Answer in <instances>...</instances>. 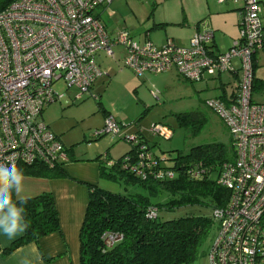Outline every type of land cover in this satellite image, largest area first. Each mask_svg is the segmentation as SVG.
I'll return each mask as SVG.
<instances>
[{
  "label": "built area",
  "instance_id": "built-area-1",
  "mask_svg": "<svg viewBox=\"0 0 264 264\" xmlns=\"http://www.w3.org/2000/svg\"><path fill=\"white\" fill-rule=\"evenodd\" d=\"M228 1L243 2L239 36L218 54L211 48L210 29L196 32L187 46L170 41L163 46L150 41L140 44L125 30L110 36L94 10L112 0L11 2L0 12V165L54 167L68 160L66 147L44 122L43 111L63 97L53 87L59 80L76 88V101L90 91L103 74L96 62L99 52L114 57L113 48L123 46V65L137 76L175 69L185 80L198 82L238 71L233 102L206 101L227 128L235 153L232 161L223 162L215 172V182L227 189L229 196L224 206L212 211L216 232L208 257L210 264H264V103L252 101L254 56L264 50V20L258 0ZM234 61L239 62L238 68ZM151 131L164 138L172 134L161 124H153ZM106 134L137 146L135 156L123 157L122 168L142 179L174 178L171 166L175 156L156 159L137 134L121 136V126L110 114L93 136ZM208 170L200 161L186 174L200 180ZM155 215L154 208L148 211V217Z\"/></svg>",
  "mask_w": 264,
  "mask_h": 264
},
{
  "label": "trees",
  "instance_id": "trees-1",
  "mask_svg": "<svg viewBox=\"0 0 264 264\" xmlns=\"http://www.w3.org/2000/svg\"><path fill=\"white\" fill-rule=\"evenodd\" d=\"M13 1L0 0V12ZM253 67L255 69L256 65ZM255 82L254 78L253 88ZM102 110L106 117L109 113ZM199 116L198 112H189L179 114L178 120L180 124L186 125L196 122ZM136 134L140 143L147 145L148 152L158 159L159 155L144 139L143 133L138 131ZM136 148L133 145L127 154L116 161L106 157L102 160L100 156L96 158L100 163V178L112 181L120 179L128 185L137 186L141 191L119 194L98 185H88L89 200L79 236L80 264H191L211 238L215 229L212 217L199 214L159 220V211L170 212L183 206H197L213 211L214 208L224 206L229 192L215 182L214 176L223 162L234 159L233 144L230 149L220 143L199 145L187 153L176 154L171 166L175 175L172 180L152 177L142 179L122 168L123 157L135 156ZM200 161L209 170L202 179H191L186 170ZM108 162L112 164L107 165ZM160 168L163 169V165L160 164ZM21 169L24 175L32 177L66 176L60 165L49 167L35 164ZM164 194L170 198L161 201ZM11 195L13 203L20 205L14 189ZM22 206L28 227L19 239L4 250V254L59 230L58 213L50 192L28 197ZM152 208L156 215L150 218L147 214Z\"/></svg>",
  "mask_w": 264,
  "mask_h": 264
},
{
  "label": "rangeland",
  "instance_id": "rangeland-1",
  "mask_svg": "<svg viewBox=\"0 0 264 264\" xmlns=\"http://www.w3.org/2000/svg\"><path fill=\"white\" fill-rule=\"evenodd\" d=\"M216 1L167 0L157 11V16L166 19V16L170 18V15L175 14L176 18L177 13H183L184 9L187 16L186 24L183 23L185 27L198 26L199 29L196 32L210 29L216 35L229 34V27L226 23L222 24L224 20L216 18L218 15L209 14V7L212 9ZM111 9L117 12L116 25L120 26L123 23L124 13H129V9L124 2L119 7L113 5ZM139 13L144 14L142 11ZM211 17L214 22L221 23L225 33L220 28L214 27ZM176 32L183 35L185 31L182 27L176 26ZM187 34L188 30H186ZM135 40L142 42L140 39ZM113 51L118 54L123 52V48L117 46L113 48ZM258 61L253 100L264 102V56L259 57ZM96 62L101 66L103 74L94 81L90 91L83 95L81 100H74L77 94L76 88H68L63 80H59L53 87L59 94H63V97L49 104L43 111L44 122L60 137L66 149L74 150L80 157L100 155L110 161H116L130 151L132 145L122 137L106 134L97 139L93 136L95 131L103 127L102 109L110 112L119 122L121 136L142 132L148 138V144L159 156L169 154L174 157L178 153L189 152L195 146L213 143H220L227 149L231 148L233 143L227 128L206 106V101L215 95L217 80H215L217 82L211 81L213 84L206 88L201 82H190L179 75L173 78L160 75L156 78L158 84L154 83L156 87H152L153 83L146 81L145 77L135 75L124 67L121 61L100 60L96 57ZM189 112H198L200 115L198 120L186 125L180 124L178 115ZM153 124L168 127L172 133L171 137L164 138L153 134L151 131ZM111 139L114 141L111 142ZM99 187L119 194L141 191L137 186L128 185L120 179L112 181L101 178ZM169 198V195L164 194L161 201ZM199 214L211 218L212 210L197 206H183L170 212L159 211V220ZM215 232L216 226L211 238L200 250L198 258L191 264H210L208 249Z\"/></svg>",
  "mask_w": 264,
  "mask_h": 264
},
{
  "label": "crops",
  "instance_id": "crops-1",
  "mask_svg": "<svg viewBox=\"0 0 264 264\" xmlns=\"http://www.w3.org/2000/svg\"><path fill=\"white\" fill-rule=\"evenodd\" d=\"M166 1L167 0H123L121 2L112 0L109 4L103 3L98 6L94 10V15L102 21L110 36H115L120 30H125L130 32L129 34L134 41H136L135 39L142 40V42L136 41L140 44L150 41L157 46H163L170 41L179 46H187L190 38L199 28L198 26L195 28L189 26L185 27L187 16L184 9L183 13H177L176 18L174 16L175 14L170 15V18L166 16V19L157 16V11ZM123 2L130 12L124 13L122 18L123 23L117 26V20H115L117 12L112 10L111 7L113 5L119 7ZM258 2L261 7L262 20H264V0H258ZM242 9L243 2L239 1L233 3L228 0L223 3L217 0L216 3H213L212 9L209 7V14L218 15L216 18L224 20L222 24L226 23L229 27V34H226L221 23L214 22L211 17L213 20L212 22H214V27L220 28L225 33H222L223 35H216L213 31L211 48L215 54L222 53L229 49L234 40L238 38L239 18ZM139 11H142L144 14L141 15ZM173 17L175 19H172ZM176 26L182 27L185 31L183 35H179L176 32ZM186 30H188L187 35ZM117 46L122 47L123 52L118 54L114 52V57H109L106 53L99 52L97 57H99L100 60L110 59L114 62L121 61L123 64L125 49L121 45ZM261 56H264V50L257 52L254 56V64L256 67L259 62L258 59ZM234 65L238 68L239 62L234 61ZM99 67L101 69L100 65ZM255 70L256 68L254 69V75ZM160 75H164L166 78H173L175 75H179V73L175 69H170L165 73H148L142 77H145V80L149 83H153L151 84L152 87H156L154 83L158 84L156 78ZM215 80L218 81V85L215 88V95L210 99L219 98L226 103L234 101L238 92L239 72L220 73L215 77L208 76L204 80L198 82H201V84H204L205 87L208 88L210 84H213L211 81ZM252 101H254L253 91ZM106 112L110 114V112ZM142 136L148 141V138H146L144 134H142ZM113 141L114 140L111 139V142ZM67 154L68 160L60 165L61 169H63L66 174L65 177L42 178L25 175L22 192L18 195L14 190L17 199H20V197H32L43 192H50L54 198L58 213L59 230L40 238L37 242L24 244L7 254H4V250L8 248L12 242L19 239L24 231L9 236L5 234L3 230H0V264H80L79 236L89 200L88 185L99 186L100 184V163L96 160L100 155L95 157H80L77 156L72 149L68 150ZM100 157L102 158V156ZM103 159L104 158H102V160Z\"/></svg>",
  "mask_w": 264,
  "mask_h": 264
},
{
  "label": "clouds",
  "instance_id": "clouds-1",
  "mask_svg": "<svg viewBox=\"0 0 264 264\" xmlns=\"http://www.w3.org/2000/svg\"><path fill=\"white\" fill-rule=\"evenodd\" d=\"M24 171L16 166L0 165V230L9 236L28 227L24 219L26 197H20V205L13 203L12 190L19 195L23 190Z\"/></svg>",
  "mask_w": 264,
  "mask_h": 264
}]
</instances>
